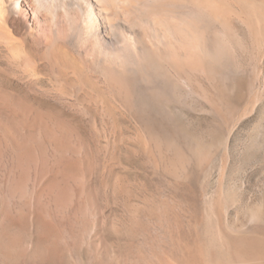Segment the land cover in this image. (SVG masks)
I'll return each mask as SVG.
<instances>
[{"label": "rangeland", "instance_id": "rangeland-1", "mask_svg": "<svg viewBox=\"0 0 264 264\" xmlns=\"http://www.w3.org/2000/svg\"><path fill=\"white\" fill-rule=\"evenodd\" d=\"M215 1L240 86L176 65L160 123L47 29L0 52V264H264V0Z\"/></svg>", "mask_w": 264, "mask_h": 264}, {"label": "bare ground", "instance_id": "bare-ground-1", "mask_svg": "<svg viewBox=\"0 0 264 264\" xmlns=\"http://www.w3.org/2000/svg\"><path fill=\"white\" fill-rule=\"evenodd\" d=\"M215 3L219 6L215 0H0V52L19 56V43L31 40L36 46L47 29L45 46L60 57L79 53L81 69L118 85L144 117L159 122L173 114L170 104L179 100L182 78L171 71L176 65L217 77L227 94L240 86L232 45H242L227 19L232 10L222 8L224 15L217 6L220 14ZM200 141L191 137L189 143L198 149Z\"/></svg>", "mask_w": 264, "mask_h": 264}]
</instances>
